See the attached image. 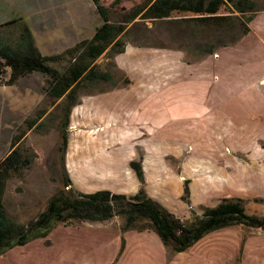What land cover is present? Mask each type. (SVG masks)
<instances>
[{"label":"rangeland","instance_id":"rangeland-1","mask_svg":"<svg viewBox=\"0 0 264 264\" xmlns=\"http://www.w3.org/2000/svg\"><path fill=\"white\" fill-rule=\"evenodd\" d=\"M101 5L112 22L137 17L94 62L112 80L79 90L64 160L59 152L63 100L46 95L48 77L34 72L14 85L0 82V159L9 153L13 136L26 130V121L36 119L20 143L31 164L12 174L3 196L7 216L21 224L34 219L63 187L65 171L73 181L66 156L81 158L83 150L100 151L98 160L119 170L127 164L126 154L134 151V160L142 158L147 195L179 218L190 217L181 199L184 180H189L191 208L197 213L223 198H239L247 213L264 215V45L242 39L243 30L248 32L264 12V0H200L192 11L184 0L166 9L158 0H102ZM248 17L252 20L247 23ZM11 21L17 22L4 26ZM259 21L264 30V14ZM101 23L91 0H0V39L13 44L26 24L45 56L90 39ZM114 46H124V52L114 54L109 50ZM209 47L213 51L205 56L222 50L198 62V53ZM176 57L183 59L179 65L172 62ZM63 64L49 63L56 69ZM173 66L176 72L157 79ZM193 169L208 174H189ZM128 173L135 184L125 182L121 173L102 181L81 173V180L77 175L72 184L84 193L111 189L133 195L139 183L135 173ZM122 222L117 216L106 222L57 224L46 238L0 255V264H110L120 247ZM134 231L125 239L135 250L121 263L149 264L142 249L156 256L151 242L162 244L153 232L147 238ZM258 233L264 231L217 230L193 251L214 264L217 248L218 264H241L243 240L252 237L249 251H262L263 236L253 237Z\"/></svg>","mask_w":264,"mask_h":264},{"label":"trees","instance_id":"trees-1","mask_svg":"<svg viewBox=\"0 0 264 264\" xmlns=\"http://www.w3.org/2000/svg\"><path fill=\"white\" fill-rule=\"evenodd\" d=\"M102 0H91L102 21L90 39H84L60 54L41 55L33 43L30 30L22 24L16 41L11 44L0 39V82L14 85L18 80L34 72L48 77L46 95L51 100H63L61 118V145L59 152L64 160L68 145L67 128L73 107L79 104V90L93 83L109 82L112 75L98 70L94 63L104 47L126 32L127 25L137 14H133L117 23L110 21L108 12L101 5ZM162 9L173 5L177 0H158ZM190 11L197 9L200 0H184ZM233 1V0H230ZM149 15L150 11H147ZM162 18V16H159ZM158 18V16L145 17ZM248 17L246 22H250ZM11 21L4 26L15 23ZM21 22V20H20ZM247 29L243 30V34ZM225 45H223L224 47ZM114 54L124 52V46L111 47ZM199 50V49H198ZM200 51V50H199ZM198 51V52H199ZM213 47L200 51L199 57L211 54ZM61 63L62 69H56L49 63ZM7 76V79L4 78ZM36 119L26 121V130L14 135L10 151L0 159V255L28 242L46 238L57 225L72 226L77 222H106L121 217L123 232L136 230L155 233L161 243L171 252H184L199 242L207 234L229 228L245 227L264 231V215L249 214L239 198H223L213 207H203L200 213L191 208L189 180L183 182L181 199L190 210V217L182 219L171 213L160 202L147 195L142 158L131 160L129 167L135 173L139 189L133 195L97 190L84 193L73 187L65 171L63 187L57 190L47 201L45 209L27 224H21L9 218L4 210L3 196L12 174L21 173L28 168L31 159L23 154L20 143L26 131L31 130ZM123 240L118 255L123 250Z\"/></svg>","mask_w":264,"mask_h":264},{"label":"crops","instance_id":"crops-1","mask_svg":"<svg viewBox=\"0 0 264 264\" xmlns=\"http://www.w3.org/2000/svg\"><path fill=\"white\" fill-rule=\"evenodd\" d=\"M262 14H264V12L258 13L256 15V17L252 20V22L250 24V30L246 34H244V37L242 39H244V40L249 39V38L256 39L257 41H261V43L264 45V32H262L264 30H263L262 24L259 21L260 15H262ZM259 29H262V31L258 32ZM252 35H253V37H252ZM228 47H230V46H225L222 49H225ZM219 52L216 56H213V55L204 56L197 61L201 62L210 56L217 57L219 55ZM181 59L182 58L176 57V58L172 59V62H174V64L178 63V65H179L180 63H182L183 59L182 60ZM172 68H170V69H172L171 71L169 69V71L167 73L160 76L159 78L157 77V79L162 80L166 76L170 75V73L177 71V68L175 70L174 66ZM262 139H264V136H262ZM98 154H100V151H97L96 153L95 152L92 153L90 151L83 150L82 153L80 154L81 158H78V156H75L74 158H69V155L66 156V163H65L66 165L65 166H66L68 172L71 174V177L73 180L72 182H76L75 177L77 175L79 176V178L81 180V175H80L81 173L84 176L87 175V176H91V178L101 179V181L105 177L106 178L109 177L110 179L118 178L119 175L122 174L125 178L124 179L125 182L126 181H130V182L133 181L135 184V181L132 179L131 173H128V176L126 175L127 172H130V170L132 171V169L129 168V162L131 160L135 159V152L134 151L129 152L128 155L126 154V156H127L126 160H127L128 165L126 164V161H125V163H123L122 169H120V170L115 168L114 165H112L111 163H108V164H104L103 162L101 163V160H98V159H100ZM178 154H180V153H178ZM178 154H176V155H178ZM173 155H175V154H173ZM96 160H98V161H96ZM183 166H184V164H182V168L180 171L181 175H183ZM142 168H143V162H142ZM143 172H144V176H145V170L144 169H143ZM202 173L203 172H199L198 170L193 169V171L191 170L189 174H191V175L192 174H194V175H207L208 174V173H204V174H202ZM82 180H84V179H82ZM137 189H139V184L137 185ZM189 189H190V187H189ZM203 190H205V189H203ZM108 191H111V189H109ZM190 197H191V192H190ZM128 232L129 231L124 232L123 235L121 236V241L123 240V247H124L123 250L118 255L119 250H120V247H119V250L117 252L115 259L113 261H111L110 264H122L121 262L123 261L124 256L126 254H128V252H130V250L132 252H134L135 249H133V246H132V248H130V246L128 247V244H127L126 239H127ZM134 232L137 233V235L139 234V236L144 235V237L146 236L147 238H148V235H150L149 231L148 232H146V231L145 232L134 231ZM207 236H209V234ZM255 236H263V240H264V234L258 233V234H255L253 237H255ZM204 239H205V237L202 238V240H204ZM252 239H253L252 237L251 238L249 237L246 240H243V242H242L241 249L239 250V252L241 254V264H263L262 260H263V254H264V245H263V247H261V250H262L261 252H260V250L258 252H255V253H254V251L253 252L249 251V245H250L249 242ZM259 240H262V239H259ZM121 241H120V246H121ZM151 243H152V245H151L152 248L155 250V252L157 254L156 256H151V255L147 254L148 249H142L143 251H145L144 252L145 259H148V262H151L149 264H212L209 259H206L205 257H202L201 255H198L193 251L196 248L197 244L193 245L191 248H189L188 250H186L184 252H179V253L171 252V253H169L168 252L169 249L166 248L162 243H161L162 247L154 239ZM215 249L216 250H213V253H214L213 255L216 256V261H214V264H218L217 263V253H216L217 248H215Z\"/></svg>","mask_w":264,"mask_h":264}]
</instances>
